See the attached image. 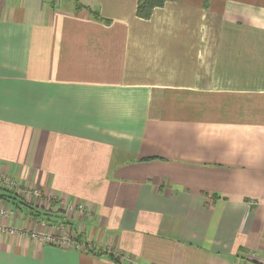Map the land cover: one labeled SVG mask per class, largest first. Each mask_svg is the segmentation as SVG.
<instances>
[{
	"label": "crops",
	"instance_id": "0c3cea01",
	"mask_svg": "<svg viewBox=\"0 0 264 264\" xmlns=\"http://www.w3.org/2000/svg\"><path fill=\"white\" fill-rule=\"evenodd\" d=\"M137 5L0 0V264H264V0Z\"/></svg>",
	"mask_w": 264,
	"mask_h": 264
},
{
	"label": "built area",
	"instance_id": "2783aa9c",
	"mask_svg": "<svg viewBox=\"0 0 264 264\" xmlns=\"http://www.w3.org/2000/svg\"><path fill=\"white\" fill-rule=\"evenodd\" d=\"M0 187L4 190L11 192V193H19L21 194L26 200L34 201V203H51V202H59L58 199L53 197H45L41 190L38 188H30L27 186H23L20 182L16 179L0 175ZM68 211L75 212L79 211L83 216H89L90 214L86 212V209L83 205L75 206H67ZM2 216L9 215L7 211H1ZM45 230H22L21 232L26 236L30 237L33 240H37L43 243L52 244L59 247H71L78 250H82L86 253L98 254V249L91 248L89 245L85 243L79 242L76 240L78 236H80L79 227L69 226L67 224H56V223H48L45 224L47 227ZM0 231L3 233H13L16 231L15 228L9 226H2L0 225ZM117 259L118 264L123 263H130L131 260L125 257L124 255H114Z\"/></svg>",
	"mask_w": 264,
	"mask_h": 264
},
{
	"label": "trees",
	"instance_id": "16d2710c",
	"mask_svg": "<svg viewBox=\"0 0 264 264\" xmlns=\"http://www.w3.org/2000/svg\"><path fill=\"white\" fill-rule=\"evenodd\" d=\"M170 0H138L136 15L137 17L143 19V20H149L152 18L154 11L157 8H161L165 5V3ZM79 4V3H78ZM80 8V6H79ZM96 18H99L98 15H95ZM16 199L15 197H13ZM14 205L18 206L17 203L14 202ZM44 216L51 217L49 213H44ZM37 218H40V215H36ZM49 221V220H46ZM64 224H67L69 226H72L71 222H64ZM77 241L80 242V236L76 238ZM110 258L118 263L117 259L114 257L113 254H110Z\"/></svg>",
	"mask_w": 264,
	"mask_h": 264
},
{
	"label": "rangeland",
	"instance_id": "374dc122",
	"mask_svg": "<svg viewBox=\"0 0 264 264\" xmlns=\"http://www.w3.org/2000/svg\"><path fill=\"white\" fill-rule=\"evenodd\" d=\"M3 192H5L4 191V189H0V193H3ZM54 222V221H53ZM57 224H59V223H57ZM61 224V223H60ZM62 224H63V222H62Z\"/></svg>",
	"mask_w": 264,
	"mask_h": 264
}]
</instances>
